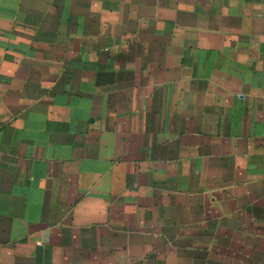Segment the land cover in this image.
Listing matches in <instances>:
<instances>
[{"label":"crops","instance_id":"0c3cea01","mask_svg":"<svg viewBox=\"0 0 264 264\" xmlns=\"http://www.w3.org/2000/svg\"><path fill=\"white\" fill-rule=\"evenodd\" d=\"M0 264H264V0H0Z\"/></svg>","mask_w":264,"mask_h":264}]
</instances>
